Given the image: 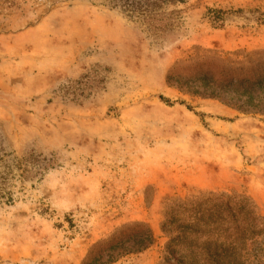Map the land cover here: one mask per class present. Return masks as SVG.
<instances>
[{
  "label": "rangeland",
  "instance_id": "1",
  "mask_svg": "<svg viewBox=\"0 0 264 264\" xmlns=\"http://www.w3.org/2000/svg\"><path fill=\"white\" fill-rule=\"evenodd\" d=\"M110 1L0 0V264H264V0Z\"/></svg>",
  "mask_w": 264,
  "mask_h": 264
},
{
  "label": "trees",
  "instance_id": "2",
  "mask_svg": "<svg viewBox=\"0 0 264 264\" xmlns=\"http://www.w3.org/2000/svg\"><path fill=\"white\" fill-rule=\"evenodd\" d=\"M186 1L187 0H111L110 4H113L115 6L118 5L121 9L124 10L128 18L133 21H140L153 25L155 23L161 22V20L156 16L158 9H160L161 5H167L168 3L183 4ZM231 216L232 215H230V217ZM185 235L182 234L180 238ZM235 235L239 238L240 232L238 229L235 230ZM227 240L231 241V243H225L226 248L225 250H223L222 253L223 256H225V259L229 257L231 252H233L230 251V249L234 250V247L236 246L238 241L235 236H229ZM231 244H235V246H232ZM209 258L211 259L213 258V256L209 255Z\"/></svg>",
  "mask_w": 264,
  "mask_h": 264
}]
</instances>
